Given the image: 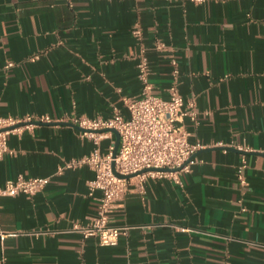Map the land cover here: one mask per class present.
<instances>
[{
	"label": "crops",
	"instance_id": "0c3cea01",
	"mask_svg": "<svg viewBox=\"0 0 264 264\" xmlns=\"http://www.w3.org/2000/svg\"><path fill=\"white\" fill-rule=\"evenodd\" d=\"M142 51L154 94L168 97L177 82L195 101L197 120L185 124L203 145L198 162L182 182L131 185L111 216L130 229L103 246L77 229L98 214L95 172L58 173L93 141L71 122L10 133L0 186L20 174L49 181L33 196L3 198L0 264H264V0H0V114L128 116ZM115 141L112 132L102 150ZM243 142L245 184L234 146Z\"/></svg>",
	"mask_w": 264,
	"mask_h": 264
},
{
	"label": "built area",
	"instance_id": "2783aa9c",
	"mask_svg": "<svg viewBox=\"0 0 264 264\" xmlns=\"http://www.w3.org/2000/svg\"><path fill=\"white\" fill-rule=\"evenodd\" d=\"M133 34L141 38L142 31L135 27ZM157 47L162 49L164 45L157 42ZM171 62L173 74L177 77L179 64L174 55ZM12 65V62L8 64ZM137 67L142 89L140 96L124 97L125 106L129 111L128 116L116 111L110 118L72 114L56 120L48 114L24 117L0 114V157L13 153L8 144L10 133L39 123L71 122L82 128L80 130L82 136L93 141L94 147L88 155L65 162L58 167V173H62L66 168L83 166H89L95 172L94 179L89 182V188L91 194L96 190L101 192L98 197V214L86 226H77V229L86 237L97 236L103 246L118 244L120 237L126 235L130 229L127 225H113L111 216L116 202L124 196L131 185L143 190L144 183L149 177H171L177 182H182L181 174L192 170L193 165L198 162L197 153L203 148L200 142L190 140L191 133L185 124L186 118L197 120L198 110L195 101H185L177 82L169 88L168 97L154 94L150 81V63L145 51L139 54ZM111 128L117 129L120 134V146L116 156L115 143L109 146L107 152L102 150V142L112 134L108 130ZM234 146L243 152L242 162L238 166V176L241 183L245 184L248 167L245 152L250 151V147L244 142ZM129 175L134 176L125 177ZM48 181L49 177H26L23 174L6 180L0 186V208L3 198L22 193L33 196L42 191Z\"/></svg>",
	"mask_w": 264,
	"mask_h": 264
},
{
	"label": "water",
	"instance_id": "95a60500",
	"mask_svg": "<svg viewBox=\"0 0 264 264\" xmlns=\"http://www.w3.org/2000/svg\"><path fill=\"white\" fill-rule=\"evenodd\" d=\"M62 123H65V122H62ZM75 126L77 128H79L80 130H82V128L79 127L78 125H75ZM108 130L115 133V135H116L115 148H114V156H116L118 149H119V146H120V134H119V131L115 128H111ZM161 170H169V169L168 168H161ZM132 176H134V175H129V176H125V177H132ZM121 177H124V176H121Z\"/></svg>",
	"mask_w": 264,
	"mask_h": 264
}]
</instances>
